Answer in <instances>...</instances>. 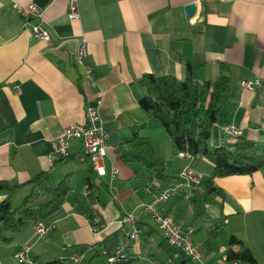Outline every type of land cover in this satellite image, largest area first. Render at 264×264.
<instances>
[{
    "label": "crops",
    "instance_id": "1",
    "mask_svg": "<svg viewBox=\"0 0 264 264\" xmlns=\"http://www.w3.org/2000/svg\"><path fill=\"white\" fill-rule=\"evenodd\" d=\"M34 3L51 40L36 39L14 4ZM196 4L191 18L184 6ZM80 18L69 19L65 0H0V116L9 128L0 134V181L19 187L11 204L19 206L31 191L28 182L46 174L45 186L36 188L28 206L51 199L47 188L63 180L69 187L54 229L37 238L33 222L0 238V264H24L13 254L30 246L35 264H104L102 240L116 236L124 242L119 219L133 212L141 229L126 248L124 264H230L229 250L250 249L257 264H264V173L216 177L218 190L196 191L180 185L156 208L183 228L202 258L195 262L171 248L143 205L164 188L180 183L186 161L160 124L138 100L145 91L144 74L173 75L182 80L186 64L201 85L214 79L218 62L230 67V96L212 127L209 145L230 141L223 133L232 125L249 139L264 143V0H78ZM32 19L31 22H36ZM74 37L87 41L83 59L94 73L93 87L82 65L73 59ZM66 42L56 48L55 43ZM243 79H260L254 89ZM100 96V120L109 133L106 174L97 177L79 140L71 142L70 156L51 158V142L64 129L85 121V106ZM119 173L111 180L110 171ZM200 183L208 174L191 163ZM99 183L93 192L90 215L98 220L93 230L87 215L75 209L85 194V178ZM113 187V190L111 189ZM192 195H194L192 198ZM7 192L0 191V201ZM16 200L17 205H14ZM235 238V242H232ZM80 255L77 262L70 258Z\"/></svg>",
    "mask_w": 264,
    "mask_h": 264
},
{
    "label": "trees",
    "instance_id": "2",
    "mask_svg": "<svg viewBox=\"0 0 264 264\" xmlns=\"http://www.w3.org/2000/svg\"><path fill=\"white\" fill-rule=\"evenodd\" d=\"M139 84L145 91L138 100L140 108L148 111L162 126L178 151L194 156L192 164L198 171L209 175L205 182L200 183L202 192L218 190L213 184L216 177L250 175L256 171L264 173V143L260 145L240 134L220 146L209 145L219 110L230 96V67L226 63L218 62L215 78L204 81L201 85L195 81L189 63L186 64L182 80L173 75L148 73L139 79ZM8 128V123L0 116V134ZM91 171L93 172L92 168ZM46 181V174L32 178L28 182L32 185L31 191L16 207L11 204V196L19 186L0 181V191L7 192V196L0 201V238L3 241L11 239L5 236L7 233L19 231L28 222L34 224L41 220L48 224L61 214L62 204L69 191L65 180L54 188H47L51 193L48 202L35 207L28 206L36 188L45 186ZM84 182L88 195L77 196L74 205L78 212L92 219L90 205L99 183L93 175L87 176ZM196 191L197 188H192L194 195ZM116 240L115 234L102 240L108 255L116 248ZM231 241L235 242V238ZM228 260H237L239 264H257L252 252L245 246L237 251L229 250ZM115 264H124V260Z\"/></svg>",
    "mask_w": 264,
    "mask_h": 264
},
{
    "label": "built area",
    "instance_id": "3",
    "mask_svg": "<svg viewBox=\"0 0 264 264\" xmlns=\"http://www.w3.org/2000/svg\"><path fill=\"white\" fill-rule=\"evenodd\" d=\"M66 13L69 19L78 20L80 18L78 0H65ZM14 8L20 15L23 21V25L29 27L32 35L41 41L49 42L51 36L48 30L45 28L41 21L42 11L40 7L34 3L19 4L15 3ZM32 19H37L36 22H31ZM75 51L73 59L77 65H82L84 73L89 83L96 87V81L94 79L93 70L84 64L83 59L87 55V41L84 37H74ZM66 40L61 39L55 43V47L58 48L63 45ZM260 79H243L241 85L243 88L254 89L261 85ZM102 102V98L98 96L94 103L87 104L85 106V121L83 123H74L68 125L63 133L55 138L51 142V158L59 161L67 159L70 156V145L73 140H79L81 143V149L83 153L88 157L91 168L97 177H102L106 174L105 158L107 156V150L110 148L109 133L103 126L99 116V106ZM223 133L229 139H232L240 135V131L232 125L224 126ZM178 157L183 158L186 161L185 166L179 173L181 178L180 183L173 187H167L161 190L153 199L151 203L143 205V209L150 213L151 218L156 225L157 229L161 232L167 244L182 253L185 257L200 262L202 255L200 251L194 246L191 233L192 228H183L174 220L164 215L160 210L156 208L158 202L164 201L173 196L180 185L186 184L187 186H193L198 191H202L200 186V176L193 173L191 163L194 156L191 153L185 151H179ZM119 173L118 168L113 167L110 171V178L113 180ZM113 190V187L111 188ZM88 194V191H85ZM92 229H97L98 220L92 218L90 220ZM120 229L124 235V242L121 246H117L113 253L107 255L104 264H115L123 260H127L128 255L126 248L129 247L140 235L141 229L137 225V218L135 213H124L119 221ZM55 227L54 222L45 223L41 220L33 224V228L37 238H42L48 235ZM13 257L20 263L35 264L30 256V246L23 245ZM73 262H77L80 259V255L76 254L70 258ZM230 264H239L237 260L230 261Z\"/></svg>",
    "mask_w": 264,
    "mask_h": 264
},
{
    "label": "water",
    "instance_id": "4",
    "mask_svg": "<svg viewBox=\"0 0 264 264\" xmlns=\"http://www.w3.org/2000/svg\"><path fill=\"white\" fill-rule=\"evenodd\" d=\"M196 11V4L190 3L184 6V13L186 18H191Z\"/></svg>",
    "mask_w": 264,
    "mask_h": 264
},
{
    "label": "rangeland",
    "instance_id": "5",
    "mask_svg": "<svg viewBox=\"0 0 264 264\" xmlns=\"http://www.w3.org/2000/svg\"><path fill=\"white\" fill-rule=\"evenodd\" d=\"M13 204H14V205H17L18 203H16V200H15Z\"/></svg>",
    "mask_w": 264,
    "mask_h": 264
}]
</instances>
